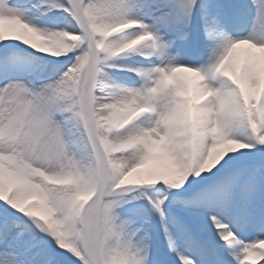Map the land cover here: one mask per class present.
Masks as SVG:
<instances>
[{
	"label": "snow or ice",
	"instance_id": "snow-or-ice-1",
	"mask_svg": "<svg viewBox=\"0 0 264 264\" xmlns=\"http://www.w3.org/2000/svg\"><path fill=\"white\" fill-rule=\"evenodd\" d=\"M0 264H264V0H0Z\"/></svg>",
	"mask_w": 264,
	"mask_h": 264
}]
</instances>
